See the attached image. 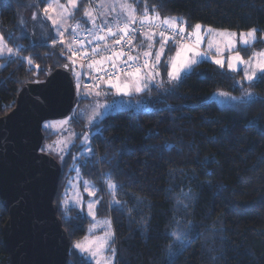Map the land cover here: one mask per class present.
Listing matches in <instances>:
<instances>
[{"label":"trees","instance_id":"obj_1","mask_svg":"<svg viewBox=\"0 0 264 264\" xmlns=\"http://www.w3.org/2000/svg\"><path fill=\"white\" fill-rule=\"evenodd\" d=\"M47 1L0 0V32L19 35V7L41 12ZM145 5L184 22L187 33L199 24L264 34V0H135L138 16ZM17 39L26 47L0 70V117L13 110L23 85L44 81L68 62L60 46ZM166 43L158 85L110 98L117 106L101 109L90 124L74 120L59 134L43 129L41 151L55 154L56 144L69 154L54 201L71 241L68 264H92L72 249L92 219L76 207L64 214L60 204L86 132L93 133L92 155L77 161L78 169L97 189L96 217L111 219L115 264H264V73L245 82L242 71L203 61L169 83L175 42ZM105 181L116 185L111 195ZM7 218L0 199V264H11L2 234Z\"/></svg>","mask_w":264,"mask_h":264},{"label":"water","instance_id":"obj_2","mask_svg":"<svg viewBox=\"0 0 264 264\" xmlns=\"http://www.w3.org/2000/svg\"><path fill=\"white\" fill-rule=\"evenodd\" d=\"M72 64L22 86L15 107L0 117V199L8 213L3 244L11 264H68L71 241L55 196L62 168L41 151L43 124L70 117L78 103Z\"/></svg>","mask_w":264,"mask_h":264},{"label":"rangeland","instance_id":"obj_3","mask_svg":"<svg viewBox=\"0 0 264 264\" xmlns=\"http://www.w3.org/2000/svg\"><path fill=\"white\" fill-rule=\"evenodd\" d=\"M53 0H48L46 4L43 6L42 11L40 12L39 9L36 7L28 6L25 9H22L19 7L17 11V29L18 34L17 36H14L13 33H10L9 35L5 36L3 33L0 32V36H3L4 38V45H6L5 50L2 54H0V70L5 68L8 63L17 57L21 58V53L25 49L26 44L22 42L21 40L17 39L20 38V36H32L34 38L39 39L40 41H44L48 46L55 47L60 46L61 47V54L66 59V61L70 62L72 64V74L75 79L77 91H78V103L75 108V110L72 112L71 116L64 120H57V121H48L43 124V129L49 133L55 134V133H63L65 130H67L70 126H72V122L74 120L76 121H84L87 124L91 123V120L93 117H98L100 110L107 111L110 108H113L117 106V103L109 101L111 98H117V97H131V96H139L144 90L146 91L150 85L151 80H144L141 81V85L147 84V87L143 89V91L137 93L135 91V84L133 82V78L131 76H122L118 81L115 82H129L133 85L132 90L129 92V94L124 95L123 93H117L114 88H112L108 81H105L102 86L98 89H88L85 88L83 85V67L81 66L80 62L76 59L75 56L72 55V52L68 50L69 45L75 51L78 46L74 45L73 43V37L70 35V28L72 25H76L78 22L82 25V30L85 31L86 29H92V31H98L97 29L92 28V24L89 22L88 18L84 16V9L89 6V0H78V6L75 10L72 9V6L68 4V0H59L60 4H64L67 6V9L69 12H74V15L72 16H65L63 20L61 21L59 19V13L61 12V9L57 7L56 12L49 11L47 16H52L53 19H57L58 23L56 26H53L52 21L47 18V16L44 13V8L47 4L52 3ZM105 7L103 9L98 8V12H103V15L97 16L96 23L101 24L102 21L107 20L109 24L112 23L113 18L116 17L119 12V4H115L114 0H104ZM130 2V0H129ZM28 4V2H27ZM100 4V0H98V5ZM31 5V4H28ZM97 5V6H98ZM115 7L116 11H112V8ZM96 13V12H95ZM61 22L63 26L61 27ZM67 29V31H64ZM61 31H64V36L61 37L59 33ZM115 31V29H114ZM256 31V30H255ZM249 32V31H248ZM248 32H241V33H248ZM225 35L230 37L228 34L235 33L236 36H234V51L236 50L237 46H241L243 51L242 54L238 53L240 57L243 58L245 63H237L235 60H232L231 62L235 65L234 72H239L240 70L243 71L244 74V81L249 82L245 78V71L247 70L249 73L252 71H256L257 76L261 74L256 68L255 65L258 60H264V57H261L259 54L264 53V48L254 50L252 47L255 46L256 41L260 39L264 43V34L259 37L256 31L255 35V42L253 43L252 38H249V43L247 46H245L239 39V36L241 33L238 32H231V31H224ZM188 37L187 42H175L179 43L180 45L186 44L189 42V36L188 33H185ZM63 39V43L60 42V40ZM88 43L92 44L93 42H98L93 37L88 36L87 38ZM226 37L224 36L222 41H225ZM55 42V43H54ZM201 44V43H200ZM181 46H179L180 48ZM7 48H12L13 52L10 54L7 51ZM184 47H181V59L184 58ZM246 49H251V52H248ZM149 51L151 55L149 58H151L153 51L150 50H143L142 53L135 52L132 57H134L136 61L144 63L142 60V56H144V52ZM157 53H160L159 51ZM156 53V54H157ZM161 54V53H160ZM163 55L161 56V60L163 58ZM154 56V55H153ZM189 57L190 53L188 54ZM236 56V54H231L228 56L227 60H221L223 64H227V68L229 61L232 57ZM176 58L175 56L172 58ZM27 61V58H25ZM171 59V60H172ZM170 60V61H171ZM169 61V65H170ZM251 62L250 64L248 62ZM227 62V63H226ZM157 64L158 67H155ZM159 64L160 60L157 63L156 58L151 61L150 66L152 67V71L155 73L158 72V75L155 74V78L153 79V83L155 85H158L160 82V70H159ZM31 65V64H30ZM145 69V67H143ZM143 69L141 73H143ZM230 69V68H229ZM37 73V70H35ZM188 72V71H185ZM182 72L181 74L185 73ZM143 75V74H142ZM145 77V76H144ZM256 80V79H255ZM253 80V81H255ZM252 81V82H253ZM114 82V83H115ZM168 82L172 83L175 81H170L168 77ZM99 92L100 94L97 95L96 93ZM67 121V123H64ZM90 122V123H89ZM80 126V125H79ZM93 133L86 132V134L82 137L81 142L79 144V148L77 151V156H74L72 159V165L68 168L67 173L64 177L63 184L65 186L63 191V197L61 199V208L63 210L64 214H68V210L71 208H78L79 210L83 211L87 216L92 219V223L87 229L86 235L79 240H76L73 242V251L77 254L85 257L88 261H90L92 264H96V260L99 259L101 261V264H103V261L105 258L111 259L112 264H115L116 261V247L114 246V231L112 228V223L110 218H97L96 217V208L99 203V199L96 197L97 189L94 187L92 183H90L87 180H84L79 173L78 164L77 161L79 160H85L87 157H91L92 150H91V142L90 139L92 137ZM54 149L56 151L55 154H50L53 156L59 164H67L69 162L68 160V151L65 150L64 147L58 149L57 145L55 144ZM62 179V175L60 180ZM107 181H105L104 186L106 188L107 194H110L113 192V189H110L108 187ZM60 184V181H59ZM59 188V186H58ZM89 191L93 192L94 195H89ZM58 192V191H57ZM56 197V196H55ZM113 197V196H112ZM115 199L111 201V204L114 203ZM92 205L91 209L89 208V205ZM91 211V215L89 212ZM101 242H106L105 246L100 250L99 255L96 258H93V256L90 254V252H83L74 246L77 243H80L81 245L85 246H91V250L95 251L97 248V245ZM113 252L115 253V256L113 258Z\"/></svg>","mask_w":264,"mask_h":264},{"label":"snow or ice","instance_id":"obj_4","mask_svg":"<svg viewBox=\"0 0 264 264\" xmlns=\"http://www.w3.org/2000/svg\"><path fill=\"white\" fill-rule=\"evenodd\" d=\"M115 4H119V8H120V12L119 14L113 18V23L109 24L107 20L102 21L101 24H97L96 23V19L97 16L99 15H103V12H99V13H95V10L93 8V5L95 4V0H89V6L86 7L84 9V16L88 18L89 22L92 24V28L93 29H97L98 31H92V30H85L87 32V36H91L93 37L95 40L97 41H104L106 39V35L107 36H113V37H117V39H115L113 41V43L115 44H120L122 40L125 39V37H129L127 40V43L129 45H131V37L129 36L130 32H135L136 29L132 28L133 24H139L140 26V31L142 35L146 36V39H148L149 41H151L155 35V32H150V33H145L144 32V26H147L149 29H159V34L162 38V40L168 39V38H175L176 34H180L183 36V34L185 33L186 29L184 27V22L179 21L177 18L174 17H165V18H161L159 13L156 12L154 9L150 10L147 8V6L145 5L144 10L142 13L139 14V16L137 15V11H136V7H135V0H132V2H129V0H114ZM68 4H70L72 6V9L75 10L78 6V0H68ZM60 8L61 12L59 13V19L62 21L63 18L67 15V16H72L74 15V12H69L67 9V6L64 4H60L59 0H53L52 3H49L45 6L44 8V13L47 16V14L49 13V11H53L56 12V9ZM101 9H103L105 7V2L104 0H100V4L97 6ZM112 11H116V8L113 7ZM47 18L49 20L52 21L53 26H56L58 23L57 19H53L52 16H47ZM63 26L62 22H61V27ZM200 28L201 26L199 24L195 25L194 27V31H193V35H195L196 37V43L195 45H187L184 47L183 52H184V58L181 59V51H177L176 53V58L172 59L170 61V65H169V71H168V77L170 81H179L181 79V73L188 71L191 69V66L194 65L196 63V60L192 57H189L187 54L188 53H192V56H199L200 53L198 51H195V47L199 44L200 42ZM80 29V24L79 22L74 25L72 27V32H77V30ZM115 29V31H114ZM106 30V35H102L100 33H104ZM64 31H67V29H65ZM64 31H61L59 33V35L61 37L64 36ZM171 32V36H166L167 32ZM208 32H211V29L207 30ZM122 35H119L121 34ZM221 35H225L224 33H221ZM230 37H234L236 36L235 33H231L228 34ZM255 35H256V31L250 30L248 33H241L239 36L240 41L247 46L249 43V38H252L253 43L255 42ZM87 36H85V39H87ZM4 38L3 36H0V54H2L5 50L6 45H4L3 43ZM61 43H63V39L60 40ZM231 42V41H230ZM55 43V42H54ZM151 43L149 44V48H151ZM163 48V44L161 46ZM68 50L70 52H72V55L75 56L78 53L76 51H73V49L71 48V46L69 45ZM82 50V49H81ZM8 53H12L13 49L12 48H7ZM93 52H97L96 48L92 49ZM145 57H149L151 55V53L149 51H145L144 53ZM112 55H115L117 57V59H119L120 55H123V53H116L113 52ZM261 57H264V53H260L259 54ZM104 59H111V56L108 57H104ZM129 60H134L135 58L132 56L128 57ZM160 60V53L156 54V61L157 63ZM232 60H235L237 63H245V61L243 60L242 57H240L239 54H237L236 56L232 57L231 60L229 61L228 67L231 70H236L235 69V65L231 62ZM27 62L29 64H32V59L31 58H27ZM99 61L93 60L91 64H89V67H92L93 65H95L96 63H98ZM214 63L219 64L221 67L223 66V62L221 60H215ZM249 64L251 63L250 61L248 62ZM112 67L115 68V64H112ZM143 67L145 68H149V62L146 59L144 62ZM151 67H154L151 66ZM255 68L260 72V73H264V60H258ZM156 75H158V72L155 73ZM128 75H130L133 78V82L135 84V91L137 93L143 91L144 88L147 87V84H144L143 86L141 85V81L145 79V77L142 75L141 71H140V66L137 65L136 69L134 72L128 73ZM153 75V72L149 71L148 73V77L151 78ZM245 78L249 81L252 82L255 79H259L261 77L257 76L256 71H252L251 73H249L247 70L245 71ZM117 81L119 80V78H116ZM109 85L114 88L116 90L117 93H123L124 95L129 94V92L132 90L133 85L129 82H113L112 79L110 78L108 80ZM97 95H99L100 93L97 92ZM223 95V93H221ZM64 123H67V121H65ZM108 187L110 189H115L116 185L113 184L111 181H109L108 183ZM89 195H94L93 192L89 191ZM92 205H89V208L91 209ZM89 214L91 215V211L89 212ZM106 242H101L100 244L97 245V248L95 251L91 250V246H85V245H81L80 243H77L74 247L83 251V252H90V254L93 256V258H96L99 253L100 250L105 246ZM115 256V253L113 252V258ZM96 264H101V261L99 259L96 260ZM103 264H112V260L105 258L103 261Z\"/></svg>","mask_w":264,"mask_h":264},{"label":"built area","instance_id":"obj_5","mask_svg":"<svg viewBox=\"0 0 264 264\" xmlns=\"http://www.w3.org/2000/svg\"><path fill=\"white\" fill-rule=\"evenodd\" d=\"M98 0H95L93 8L95 12H98ZM113 23V21H112ZM70 28V35L73 37L74 45H77L78 48L75 50L78 54L75 55L76 59L80 62L83 67V85L88 89H96L102 85L103 82L108 81L110 78L113 82L117 81V77L130 76L128 73L134 72L136 66H140V71L143 69L144 63L138 62L136 60H129L125 55L132 49L135 40L141 35L139 24H133L132 28L136 29L135 32H130L129 36L131 37V45L127 43L129 37H125L120 44H115L113 41L118 38L113 36H107L106 30L102 35H106L104 41L93 42L92 44L88 43V40L85 39L87 36L86 31L82 30V25L80 24V29L77 32H72V27ZM92 30V29H86ZM144 32L150 33L155 32V35L160 36L159 29H149L147 26H144ZM186 33V32H185ZM180 35L176 34L175 38H168L166 41L172 42H187L188 37L186 34ZM119 35H122L119 34ZM166 36H171V32H167ZM88 38V36H87ZM162 39V38H161ZM96 48L97 52H93L92 49ZM82 49V50H81ZM113 52L123 53L119 56V59L115 55H112ZM111 56V59H104V57ZM93 60L99 61L92 67H89V64ZM115 64V68L112 67V64Z\"/></svg>","mask_w":264,"mask_h":264},{"label":"crops","instance_id":"obj_6","mask_svg":"<svg viewBox=\"0 0 264 264\" xmlns=\"http://www.w3.org/2000/svg\"><path fill=\"white\" fill-rule=\"evenodd\" d=\"M130 2H131V0H130ZM208 29H211L212 31L208 32L207 31ZM193 31H194V28L192 30L188 31V36H189V42L188 43L183 44V45L182 44L180 45L179 43H173L174 44L173 46H175V52H174L173 56L171 57V59L175 56L178 49L180 50L181 47H185L187 45H195L196 37H195V35H193ZM221 33H224V31H219V30H215L212 28H207V27L201 26V28H200V42L195 47V51H198L200 53V55L193 57L192 53H190V56L196 60V63L191 66V69L188 70V72L193 70L198 64H200L203 61H210V62L214 63L215 60H227L228 56L231 54H233V55L234 54L237 55L238 53L242 54L243 49L239 45L237 46V48H235L236 50L234 51V37H228L226 35H221ZM224 36L226 37V40L221 42ZM158 37L159 36L154 35L153 39L151 41H149L148 39H146L145 35L141 34L135 40L132 49L125 56L128 58L129 56L133 55V53H135V52L142 53L143 50H145V49L153 51L151 58L142 56V60H141V61L145 62V60L147 59L149 62V65H150L151 61H153V59L156 58V53L159 51L161 53L160 54V63H161L162 62L161 56H162V54H165L168 43H166L167 41L162 40L159 37L161 39L160 40ZM150 43L152 45L151 48H149ZM162 44H163V48L161 47ZM179 46H181V47L179 48ZM163 57H164V55H163ZM214 64L220 66L217 63H214ZM155 67H158L157 64L155 65ZM222 67L227 68V64H223ZM150 69H151V71L153 70L151 66L149 68H145L142 74H143V76H145L147 81L151 80L150 87H152L155 85V84H152L153 79L155 78V71L154 72L152 71L153 75L151 78H149L148 73H149ZM227 70L234 72V70H231L229 68H227ZM168 71H169V69H168ZM240 71H242V70H240ZM188 72L181 74V77Z\"/></svg>","mask_w":264,"mask_h":264}]
</instances>
